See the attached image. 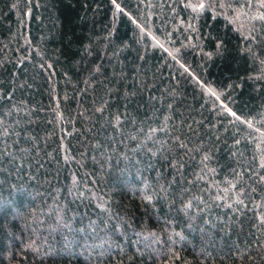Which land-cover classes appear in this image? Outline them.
Listing matches in <instances>:
<instances>
[{
  "label": "trees",
  "instance_id": "16d2710c",
  "mask_svg": "<svg viewBox=\"0 0 264 264\" xmlns=\"http://www.w3.org/2000/svg\"><path fill=\"white\" fill-rule=\"evenodd\" d=\"M0 264H264V0H0Z\"/></svg>",
  "mask_w": 264,
  "mask_h": 264
}]
</instances>
